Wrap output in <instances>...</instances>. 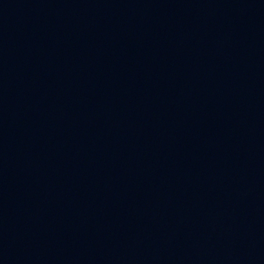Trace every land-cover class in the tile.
<instances>
[{"label":"water","instance_id":"1","mask_svg":"<svg viewBox=\"0 0 264 264\" xmlns=\"http://www.w3.org/2000/svg\"><path fill=\"white\" fill-rule=\"evenodd\" d=\"M0 264H264V0H0Z\"/></svg>","mask_w":264,"mask_h":264}]
</instances>
